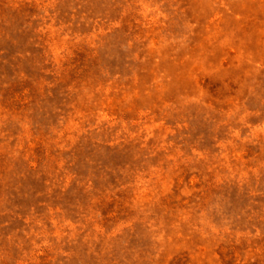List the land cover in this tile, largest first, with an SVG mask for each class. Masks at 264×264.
<instances>
[{
  "label": "rangeland",
  "instance_id": "1",
  "mask_svg": "<svg viewBox=\"0 0 264 264\" xmlns=\"http://www.w3.org/2000/svg\"><path fill=\"white\" fill-rule=\"evenodd\" d=\"M0 264H264V0H0Z\"/></svg>",
  "mask_w": 264,
  "mask_h": 264
}]
</instances>
